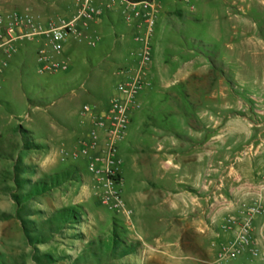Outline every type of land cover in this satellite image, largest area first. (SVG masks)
I'll use <instances>...</instances> for the list:
<instances>
[{
    "label": "rangeland",
    "instance_id": "374dc122",
    "mask_svg": "<svg viewBox=\"0 0 264 264\" xmlns=\"http://www.w3.org/2000/svg\"><path fill=\"white\" fill-rule=\"evenodd\" d=\"M82 1L0 0V7L60 21L72 18ZM95 2L104 15L78 23L81 34L72 33L56 55L68 69L40 73L42 43L34 40L19 46L3 72L0 264H264V71L243 47L264 36L261 0H159L148 66L158 74L130 104V124L116 152L120 184L96 177L86 156L73 155L91 128L105 141V128L94 125L83 107L109 108L127 77L119 69L139 62L132 52L142 47L136 37L147 25L138 29L129 22L121 0ZM200 68L203 74L196 75ZM168 81L174 83L167 87ZM198 93L201 105H195ZM199 107L203 144L218 135L220 146V181L209 201L220 248H211L213 232L196 225L200 192L194 181L201 163L180 159V146L173 148L178 152L162 148L168 130L154 131L155 124H175L189 141L182 116H196ZM228 146L234 148L229 154ZM242 163L263 165L261 177L245 184L239 197L225 190L224 177L227 166ZM41 181L50 189L26 196Z\"/></svg>",
    "mask_w": 264,
    "mask_h": 264
},
{
    "label": "built area",
    "instance_id": "2783aa9c",
    "mask_svg": "<svg viewBox=\"0 0 264 264\" xmlns=\"http://www.w3.org/2000/svg\"><path fill=\"white\" fill-rule=\"evenodd\" d=\"M101 1V0H100ZM115 0H113V3ZM123 14L129 22H135L138 29L147 25L144 35H138L137 41L142 42V47L132 53L138 55L139 62L135 67H121L123 74L127 77L118 86L119 94L112 99L109 108L95 111L90 105L83 107V113H90L92 123L105 128L106 139L102 143L95 128L89 129L85 138H82V146L76 149L74 157L80 154L89 160V170L98 178L107 177L109 184H120L121 162L116 155L118 142L127 133L130 124L128 113L130 104L136 101V96L141 89L151 84L148 79L149 62L153 60V46L151 44V32L155 25L159 0H143L140 2H129L121 0ZM113 4L108 3V7ZM104 15L103 6L95 0H83L77 13L70 19L60 21L43 20L33 14L22 12L17 9L0 11V82L3 72L8 66L12 56L18 51L19 46L25 41H39L42 44L37 48L39 71H57L68 69L67 62H58L49 53L50 50L63 54L72 33L81 34V27L90 20H97ZM80 32V33H79ZM65 157V156H63ZM119 196H117V199ZM120 206L125 204L120 201ZM247 229L245 232L247 233ZM242 242H247L246 234Z\"/></svg>",
    "mask_w": 264,
    "mask_h": 264
},
{
    "label": "crops",
    "instance_id": "0c3cea01",
    "mask_svg": "<svg viewBox=\"0 0 264 264\" xmlns=\"http://www.w3.org/2000/svg\"><path fill=\"white\" fill-rule=\"evenodd\" d=\"M261 2L264 6V0H261ZM0 11H2L1 7H0ZM243 47L245 51L253 52V55L258 56L259 58L258 63H259L260 69L264 71V36H259L258 38H255V39H248V41L243 43ZM246 47H249V48H246ZM49 53L56 60V55L58 54L51 50ZM153 60H154V57H153ZM37 61H38V57H37ZM151 70H152V67H151ZM38 71H39V62H38ZM203 71L204 70L200 68L196 70L194 73L196 75L197 74L202 75ZM47 72H52V71H47ZM118 73L123 74L120 71V69ZM156 74L155 72L154 73L151 72L149 68L147 77L148 79L153 80L154 79L153 77ZM176 77L179 78L180 74H178ZM186 77H188V72L183 74V78H186ZM173 83H170L168 81L166 83V86L168 87L172 85ZM197 85L201 87L203 86V83L202 84L197 83L196 86ZM118 86H117V91H118ZM261 86L264 87V84L261 83ZM215 95L214 97H215V102H216L217 99ZM202 101H203L202 94L200 93L196 94L195 95V105H201ZM194 114L196 116H182L181 115L182 117H184L183 121L185 122L186 126H189L190 128L189 133L191 134L192 139H190L189 141H186L182 135L178 134L180 128L178 126H175V124H170L166 128L160 127L159 125L155 124L156 126H154L155 128L154 131L166 132L168 130L169 136L168 138L166 137V139L161 144L162 148H165V150L169 149V150H173L174 152H178L177 150H174L173 148H176L175 146H180V149L182 150L180 152L185 151L184 153L178 155L180 159L182 158L183 161H188V162H192V161L196 162L198 160L199 163H201V167H199L201 169L198 172L197 177H195V181H194L195 185L199 187L198 191L200 192L199 193L200 195H198L197 198L195 199L196 200L195 211H196V215L198 218L196 221V225L200 229V231L204 234L213 232L210 235L211 236L210 239L213 242L211 248H220L221 246L219 245H222V243L221 242L218 243V241L220 240L216 241L214 238V235H215L214 233L217 231H220V228L214 225V220H212L214 216L213 209L212 207H209L210 206L209 201L212 199V192L219 186L218 183L220 180L218 178L221 175L219 171L220 167H219V162H218L219 161L218 159L220 156V146L218 145V139H217L218 135H213L209 141H206L203 144V140H202L203 132H202L201 126H199L200 125L199 123L202 121V115H203L202 108L199 107L198 109H195ZM172 117L173 116H166L165 119L172 120L173 119ZM192 118L194 119L195 122H198V123L192 124L191 123ZM165 144H167V148L165 147ZM226 149H227L226 152L229 154L233 152L234 148L233 146H228ZM186 152H192L191 156L186 155ZM49 157L53 159L50 155ZM171 162L173 165H175L174 160L168 159V165ZM262 165H263L262 163H259L258 166L255 168H252V165L250 163L249 164L248 163L237 164L232 167L227 166L226 176L224 177L225 190L228 191V193H234L235 195H240L239 197H242V194L239 193V191L244 188L245 184L249 185L251 179H256L257 181L261 177ZM19 167L21 166L19 165ZM186 178L187 177H185L184 179ZM181 195L183 197L184 202L186 203L188 195L186 193L184 194L182 193ZM213 226L216 227V230L213 229ZM242 254L243 252L240 253V255Z\"/></svg>",
    "mask_w": 264,
    "mask_h": 264
},
{
    "label": "trees",
    "instance_id": "16d2710c",
    "mask_svg": "<svg viewBox=\"0 0 264 264\" xmlns=\"http://www.w3.org/2000/svg\"><path fill=\"white\" fill-rule=\"evenodd\" d=\"M126 1H129V2H140V1H143V0H126ZM55 179V181H60L59 177L57 178H53ZM62 181V180H61ZM45 182L44 181H41V182H38L37 184H34L33 186V190L29 193V194H26V196H31V195H34L38 192H42V191H45V189H50V186H45ZM61 217L60 219H62L63 222H66L68 221L69 217H65V215L60 214Z\"/></svg>",
    "mask_w": 264,
    "mask_h": 264
},
{
    "label": "bare ground",
    "instance_id": "6f19581e",
    "mask_svg": "<svg viewBox=\"0 0 264 264\" xmlns=\"http://www.w3.org/2000/svg\"><path fill=\"white\" fill-rule=\"evenodd\" d=\"M165 245V244H164ZM170 247H171V245H169ZM166 247V246H165ZM168 249V248H167ZM166 251H168V250H166ZM169 252V251H168ZM170 253H171V250H170Z\"/></svg>",
    "mask_w": 264,
    "mask_h": 264
}]
</instances>
